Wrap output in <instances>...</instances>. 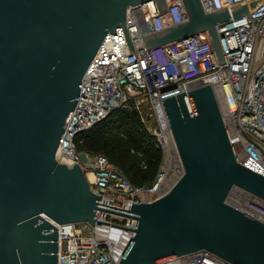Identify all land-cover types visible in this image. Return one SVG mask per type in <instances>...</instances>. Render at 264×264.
<instances>
[{
    "label": "water",
    "instance_id": "obj_1",
    "mask_svg": "<svg viewBox=\"0 0 264 264\" xmlns=\"http://www.w3.org/2000/svg\"><path fill=\"white\" fill-rule=\"evenodd\" d=\"M143 1L0 0V264H56L52 222L93 223L98 194L77 162L68 167L55 152L104 36L116 40L121 25L134 53L125 12ZM183 3L187 21L147 36L146 47L207 31L221 56L215 24L248 12L241 5L206 13L199 0ZM162 107L182 173L158 198L132 204L137 225L118 264L195 250L232 264H264V222L227 203L233 189L264 202V176L235 159L210 86L165 98Z\"/></svg>",
    "mask_w": 264,
    "mask_h": 264
},
{
    "label": "built area",
    "instance_id": "obj_2",
    "mask_svg": "<svg viewBox=\"0 0 264 264\" xmlns=\"http://www.w3.org/2000/svg\"><path fill=\"white\" fill-rule=\"evenodd\" d=\"M204 12L245 5L248 12L217 22L221 56L207 31L150 47L145 38L187 21L183 0H155L127 5L125 28L116 40L108 32L88 63L72 110L65 117L55 157L71 167L78 163L89 188L98 194L94 221L54 223L57 228L56 264H118L137 225L130 208L164 194L151 193L162 182L167 152L178 150L162 107L165 98L210 86L237 162L264 176V0H199ZM254 5L249 8V4ZM134 110L162 151L151 186L133 185L105 156L78 150L75 136L115 110ZM178 176V177H179ZM177 177V178H178ZM176 178V179H177ZM227 203L264 222V202L233 189ZM129 215V216H127ZM153 264H232L206 250H195Z\"/></svg>",
    "mask_w": 264,
    "mask_h": 264
},
{
    "label": "trees",
    "instance_id": "obj_3",
    "mask_svg": "<svg viewBox=\"0 0 264 264\" xmlns=\"http://www.w3.org/2000/svg\"><path fill=\"white\" fill-rule=\"evenodd\" d=\"M78 150L105 156L135 186L152 185L162 160L155 138L134 110L117 109L109 117L78 133Z\"/></svg>",
    "mask_w": 264,
    "mask_h": 264
},
{
    "label": "bare ground",
    "instance_id": "obj_4",
    "mask_svg": "<svg viewBox=\"0 0 264 264\" xmlns=\"http://www.w3.org/2000/svg\"><path fill=\"white\" fill-rule=\"evenodd\" d=\"M172 151L167 152L164 165H163V172L164 177L162 182H160L156 189L154 191H151V193L158 192V194H161L165 190H167L170 185L176 180V178L179 176L180 171L176 166H173V162L176 165V160L174 159L176 157L175 151L173 148H171Z\"/></svg>",
    "mask_w": 264,
    "mask_h": 264
}]
</instances>
